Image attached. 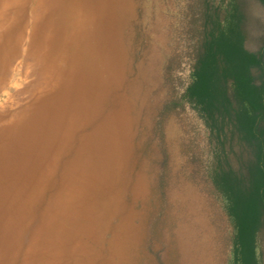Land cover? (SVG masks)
<instances>
[{
    "label": "rangeland",
    "instance_id": "1",
    "mask_svg": "<svg viewBox=\"0 0 264 264\" xmlns=\"http://www.w3.org/2000/svg\"><path fill=\"white\" fill-rule=\"evenodd\" d=\"M40 2L14 18L26 33L12 35L22 49L0 92V118L40 97L51 112L48 126L25 129L33 188L21 180L30 188L21 195L34 194L22 257L32 244L41 264H231L233 226L206 176L205 126L190 109L165 111L187 75L190 1L48 0L47 32L34 37ZM33 39L65 57L50 70L66 73L50 71L42 93L28 89Z\"/></svg>",
    "mask_w": 264,
    "mask_h": 264
},
{
    "label": "trees",
    "instance_id": "2",
    "mask_svg": "<svg viewBox=\"0 0 264 264\" xmlns=\"http://www.w3.org/2000/svg\"><path fill=\"white\" fill-rule=\"evenodd\" d=\"M188 1L187 75L165 111L190 109L205 126L231 264H264V0Z\"/></svg>",
    "mask_w": 264,
    "mask_h": 264
},
{
    "label": "bare ground",
    "instance_id": "3",
    "mask_svg": "<svg viewBox=\"0 0 264 264\" xmlns=\"http://www.w3.org/2000/svg\"><path fill=\"white\" fill-rule=\"evenodd\" d=\"M27 1L0 0V37H3L7 43V45L0 49V92H3L10 85V75L12 74L10 68L22 49V40L20 42L16 41L18 39L14 41L12 35L16 33L15 29L19 34L20 32L26 33L24 26H22L21 30L19 29V24L14 18H17L18 14L22 15L24 13ZM46 3H48V0H41L40 5L32 9L33 20L30 22V25L35 28L34 37L38 33V27L47 32L46 27H48L50 22L47 25L46 20L44 21L43 19L44 17L40 19L42 17L41 11H45ZM46 48H49L47 43L40 44V42L33 39L27 50L26 62L31 70H27L26 75L37 76L36 83L28 86L30 91L46 92L48 87L52 86L49 72L57 69L52 68L50 70V66L54 65L53 59L61 65L64 63L65 57L62 54H54L52 58ZM57 70L62 74L66 73L65 67H60ZM35 99L25 109L1 114L0 118V121H4L0 126V264L42 263V259H40V262L34 259L36 254L34 255L35 250L32 244L26 248V254L24 253L26 258L22 257L23 246L25 244L23 238L26 237L24 232V220L26 217L22 212H25L30 207L29 202L33 201L34 192L29 194L25 201L22 199L21 193L23 187L26 191H30L29 184L27 183H30L28 179L32 177V169L30 166H23L21 161L25 159L29 161L27 152H25L27 151L28 137L31 136L28 132H30L32 127L41 128L43 122L47 125L49 113H51L48 111L49 107L43 110L41 105H39V102L43 101L41 97L39 100ZM48 99L46 97V100ZM31 124L34 126H30ZM26 128L28 132L25 131ZM32 135L35 134L32 133ZM29 165H33L32 160ZM23 179L28 181L22 186ZM31 185L33 188V183H30V187ZM36 231L38 234L39 230ZM28 244L30 245V243Z\"/></svg>",
    "mask_w": 264,
    "mask_h": 264
}]
</instances>
